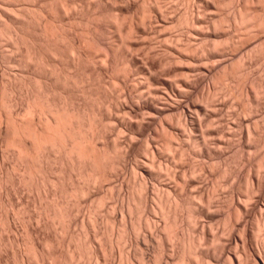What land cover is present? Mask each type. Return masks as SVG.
Instances as JSON below:
<instances>
[{
    "label": "bare ground",
    "instance_id": "obj_1",
    "mask_svg": "<svg viewBox=\"0 0 264 264\" xmlns=\"http://www.w3.org/2000/svg\"><path fill=\"white\" fill-rule=\"evenodd\" d=\"M178 1L0 0V264H264V0Z\"/></svg>",
    "mask_w": 264,
    "mask_h": 264
},
{
    "label": "rangeland",
    "instance_id": "obj_2",
    "mask_svg": "<svg viewBox=\"0 0 264 264\" xmlns=\"http://www.w3.org/2000/svg\"><path fill=\"white\" fill-rule=\"evenodd\" d=\"M181 1H182V0H180V2L178 1L179 3L176 2L177 5L179 4V5H178L179 8L181 7V13H183L184 11H186L187 8L189 9L188 11H189V13H190V10H191V8H192V5L194 4V1H192V0H188V1H187L188 3H187L186 1H183V2H181ZM173 3H174V2H173ZM173 3H171V4H173ZM189 3H191V8H190V6H188V5H190ZM168 4H169V3H168ZM168 4H166V5L168 6ZM186 4H187V5H186ZM182 5H183V6H182ZM172 6H173V5H172ZM187 6H188V7H187ZM186 7H187V8H186ZM185 8H186V9H185ZM188 11H187V13H188ZM196 11H197V10H196ZM185 13H186V12H184L183 14H185ZM189 13H188V14H189ZM208 78H209V79H208L207 81H208V82H211V81H212V79H210L211 77H208ZM173 96H174V95H173ZM173 96H172L171 99L174 100L175 97L173 98ZM170 101H171V100H170ZM170 101H169V103L173 104V101H171V102H170ZM228 110H229V109H228ZM230 111H231V110H230ZM230 111H228L227 114H228ZM157 118H158V117H157ZM159 118H160V117H159ZM159 118H158V121L161 119V118H160V119H159ZM260 118L264 119V116H263V117H260ZM200 136H201V135H200ZM261 145H262V146H260L259 148H261V147H263V148H261L260 150H264V145H263V144H261ZM260 150H257V151H260ZM211 178H212V177H208V181H210V182H209V183H210V187H211L212 181L214 180V179L211 180ZM16 223H17V224H15V227H16V228L12 230L13 234L16 235V236H18V237H20V238L26 236V232H25L26 229H25L24 225H23L21 222H20V223H21V224H20L19 221H16ZM17 226H18V227H17ZM17 228H18V229H17ZM14 231H15V232H14ZM9 232H10V231H9ZM12 232H11L10 234H12ZM7 233H8V232H7ZM13 234H12V235H13ZM128 248H129V247H128ZM129 249H131V248H129ZM234 249H235V248H234ZM150 253H151V252H150ZM94 264H96V263H94Z\"/></svg>",
    "mask_w": 264,
    "mask_h": 264
}]
</instances>
